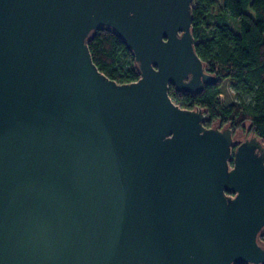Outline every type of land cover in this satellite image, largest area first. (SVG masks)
<instances>
[{"label":"water","instance_id":"water-1","mask_svg":"<svg viewBox=\"0 0 264 264\" xmlns=\"http://www.w3.org/2000/svg\"><path fill=\"white\" fill-rule=\"evenodd\" d=\"M194 0H0V264H264V144L169 94L219 77ZM112 29L140 77L88 40Z\"/></svg>","mask_w":264,"mask_h":264},{"label":"trees","instance_id":"trees-1","mask_svg":"<svg viewBox=\"0 0 264 264\" xmlns=\"http://www.w3.org/2000/svg\"><path fill=\"white\" fill-rule=\"evenodd\" d=\"M192 32L195 50L207 70L219 77L200 92L170 96L183 107H200L208 127L245 130L264 144V0H194ZM98 68L118 82L140 77L133 53L110 28L101 27L88 40ZM227 79L236 101L222 102L221 83ZM264 246V229L258 234ZM239 264H248L240 262Z\"/></svg>","mask_w":264,"mask_h":264},{"label":"rangeland","instance_id":"rangeland-1","mask_svg":"<svg viewBox=\"0 0 264 264\" xmlns=\"http://www.w3.org/2000/svg\"><path fill=\"white\" fill-rule=\"evenodd\" d=\"M221 88H222V91L220 93L221 96H219V97L222 100V102L228 103V102L236 101V97L234 96L233 88L227 79L222 80ZM247 137H248V132H246V129L240 130L234 135V138L245 139Z\"/></svg>","mask_w":264,"mask_h":264},{"label":"built area","instance_id":"built-area-1","mask_svg":"<svg viewBox=\"0 0 264 264\" xmlns=\"http://www.w3.org/2000/svg\"><path fill=\"white\" fill-rule=\"evenodd\" d=\"M219 96H221V94L219 95ZM174 100V99H173ZM175 101V100H174ZM176 102V101H175ZM177 104H179L180 106H182L180 103H178V102H176ZM183 107V106H182Z\"/></svg>","mask_w":264,"mask_h":264},{"label":"flooded vegetation","instance_id":"flooded-vegetation-1","mask_svg":"<svg viewBox=\"0 0 264 264\" xmlns=\"http://www.w3.org/2000/svg\"><path fill=\"white\" fill-rule=\"evenodd\" d=\"M171 86H173V85H171ZM180 92V91H179Z\"/></svg>","mask_w":264,"mask_h":264}]
</instances>
